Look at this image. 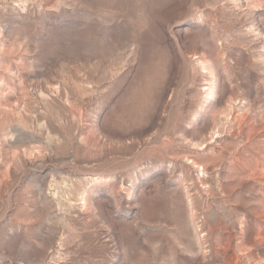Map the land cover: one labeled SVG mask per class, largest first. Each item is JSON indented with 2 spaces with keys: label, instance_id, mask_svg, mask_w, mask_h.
I'll list each match as a JSON object with an SVG mask.
<instances>
[{
  "label": "rangeland",
  "instance_id": "1",
  "mask_svg": "<svg viewBox=\"0 0 264 264\" xmlns=\"http://www.w3.org/2000/svg\"><path fill=\"white\" fill-rule=\"evenodd\" d=\"M0 45V264H264V0H0Z\"/></svg>",
  "mask_w": 264,
  "mask_h": 264
},
{
  "label": "bare ground",
  "instance_id": "2",
  "mask_svg": "<svg viewBox=\"0 0 264 264\" xmlns=\"http://www.w3.org/2000/svg\"><path fill=\"white\" fill-rule=\"evenodd\" d=\"M18 2V4L20 5V7L24 6L28 0H16ZM22 9V8H21ZM3 45V44H2ZM1 46V45H0ZM200 64L202 65V68L207 72L208 75H211V71L209 70L208 66L205 64L204 61H200ZM207 93H206V97H209L211 96V88L208 87L207 89ZM20 124V123H19ZM196 169H197V172L200 171L201 174H199L200 176L203 177V175H205L204 173V167L201 166V164H198L197 162H194V161H191L190 162ZM205 177V176H204ZM79 196H80V199L82 201L81 203V208H83L84 210L87 208V199L85 197V194L84 192H81L79 193Z\"/></svg>",
  "mask_w": 264,
  "mask_h": 264
}]
</instances>
